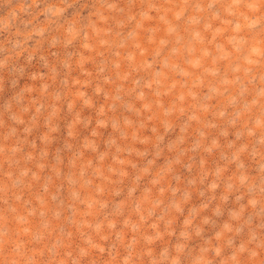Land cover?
Masks as SVG:
<instances>
[{
  "label": "rangeland",
  "instance_id": "374dc122",
  "mask_svg": "<svg viewBox=\"0 0 264 264\" xmlns=\"http://www.w3.org/2000/svg\"><path fill=\"white\" fill-rule=\"evenodd\" d=\"M0 264H264V0H0Z\"/></svg>",
  "mask_w": 264,
  "mask_h": 264
}]
</instances>
